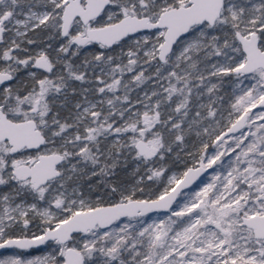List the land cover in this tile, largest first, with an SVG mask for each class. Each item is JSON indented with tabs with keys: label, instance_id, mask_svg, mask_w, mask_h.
<instances>
[{
	"label": "snow or ice",
	"instance_id": "obj_1",
	"mask_svg": "<svg viewBox=\"0 0 264 264\" xmlns=\"http://www.w3.org/2000/svg\"><path fill=\"white\" fill-rule=\"evenodd\" d=\"M0 249L264 264V0H0Z\"/></svg>",
	"mask_w": 264,
	"mask_h": 264
},
{
	"label": "rangeland",
	"instance_id": "obj_2",
	"mask_svg": "<svg viewBox=\"0 0 264 264\" xmlns=\"http://www.w3.org/2000/svg\"><path fill=\"white\" fill-rule=\"evenodd\" d=\"M182 167L183 166H181V168ZM210 178H211L210 172H209V174H205L204 177H203V179L205 181L209 180ZM197 183H199V181H197ZM195 187H196V185L194 184L190 188H195ZM186 191H188V190H186ZM149 215L154 220V219H157V218H163L165 216V213L164 212H159V213H151ZM149 222H151V221H149ZM16 252L17 251L14 250V249L0 250V258H4V257L9 256V255H14V254H16ZM44 252H45V249L41 246L38 249H35L33 251H29L28 253H26V255H28V256H36V255H42Z\"/></svg>",
	"mask_w": 264,
	"mask_h": 264
},
{
	"label": "trees",
	"instance_id": "obj_3",
	"mask_svg": "<svg viewBox=\"0 0 264 264\" xmlns=\"http://www.w3.org/2000/svg\"><path fill=\"white\" fill-rule=\"evenodd\" d=\"M120 178H121V179H126L127 177H125V176L121 175V177H120ZM35 249H38V248H33V249L29 250V251H33V250H35ZM14 250H16V249H14ZM16 251H18V250H16ZM29 251H28V252H29ZM28 252H27V253H28Z\"/></svg>",
	"mask_w": 264,
	"mask_h": 264
},
{
	"label": "water",
	"instance_id": "obj_4",
	"mask_svg": "<svg viewBox=\"0 0 264 264\" xmlns=\"http://www.w3.org/2000/svg\"><path fill=\"white\" fill-rule=\"evenodd\" d=\"M191 187V186H190ZM0 250H6V249H0Z\"/></svg>",
	"mask_w": 264,
	"mask_h": 264
}]
</instances>
